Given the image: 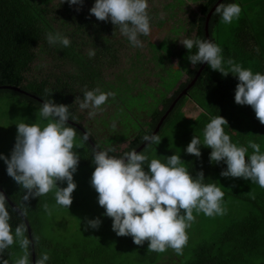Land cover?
I'll use <instances>...</instances> for the list:
<instances>
[{
    "label": "trees",
    "instance_id": "16d2710c",
    "mask_svg": "<svg viewBox=\"0 0 264 264\" xmlns=\"http://www.w3.org/2000/svg\"><path fill=\"white\" fill-rule=\"evenodd\" d=\"M217 1L194 0L196 9H191L184 0L166 2L173 3L176 11L186 14L174 20L169 37L164 39V44L170 50L181 49L179 62L185 66L182 70L167 63L156 43L146 41L150 49L146 55L142 50L144 44L142 47L130 45L117 26L110 21L98 20L89 13L93 0H84L79 11L75 6H70L67 0H0V85H13L43 100L52 98L56 103L69 104L72 116L68 119L78 123L83 130L68 123L76 128L87 145L86 148L74 149L79 155L78 165L82 167L91 170L95 167L92 162L94 147L85 138V133L98 149L106 148L103 139H99L95 132L93 117L104 116L109 127L107 132L103 125L107 132L104 134L114 136L108 139L107 145L118 150L119 143L128 142L121 150L110 153L117 156L138 148L144 142L143 136L155 131L163 118L155 132L161 136L160 142L157 145L145 144L139 151L146 152L149 158L161 160H166L167 155L172 153L179 154L193 175L203 170L205 183L219 184L220 171L226 165L223 161L210 163L211 149L203 144L200 146V157L186 153L184 148L192 136L202 138L206 123L219 114L226 118L228 126H225V131L234 143L247 147L248 141L254 140L264 150V124L256 118L251 106L234 101L237 78L231 73L222 75L206 63L188 91L180 95L202 65L199 63L193 67L187 59L189 50L180 40L185 37L207 39L205 18ZM222 2L231 0H221L219 3ZM179 3H182V9H179ZM254 6L250 12L244 10L238 22L223 35L219 32L221 18L214 8L208 21V35L209 40L222 47L225 61L232 60L254 72H264V0L256 2ZM160 9L150 5L149 13L153 10L159 12ZM164 21L163 18L159 19V25ZM56 31L70 38V46L49 45L46 34ZM173 33L185 35L176 40L177 36ZM90 49L95 50L92 57L88 55ZM118 56L123 60L120 59V67L116 69L112 65L118 63ZM150 67L157 72L156 84L144 79L154 74ZM225 67L228 65L225 64ZM45 89L51 91V97ZM91 89L114 91L116 96L109 97L102 110H96L97 115L85 119L79 105L83 93ZM5 91L28 104L42 106V102L30 95L11 88H0V93ZM118 99L120 103L116 102ZM188 100H193L200 108V113L194 118L182 112ZM120 118L127 121L125 130H121L123 124H120ZM84 119L88 122L83 123ZM134 124L137 125L136 129L133 128ZM90 126L94 127L93 131L88 128ZM99 126L103 130V126ZM150 148H153L152 152ZM156 150L158 153L155 156ZM251 151L249 147V153ZM253 183V188L234 194L248 203L246 211L228 219L215 238L197 245L181 264H264V188ZM24 191L7 174L6 167L0 165V192L4 194L12 212L13 228L20 222L26 225L24 215L31 230L29 236L26 225V234L29 238H39L30 248L31 261L33 251L34 261L47 252V264H68L69 257L70 264H180L178 260L164 257L165 252L148 250L147 241L143 245H136L131 236L115 233L105 237L101 229L89 237L90 231V234L93 231L87 228L88 237L81 231L71 244L46 237L38 229L42 200L30 196L23 201ZM21 253L19 244L14 243L5 250L3 259L8 264H15Z\"/></svg>",
    "mask_w": 264,
    "mask_h": 264
},
{
    "label": "clouds",
    "instance_id": "9594fccd",
    "mask_svg": "<svg viewBox=\"0 0 264 264\" xmlns=\"http://www.w3.org/2000/svg\"><path fill=\"white\" fill-rule=\"evenodd\" d=\"M67 3L79 11L84 0H67ZM241 11L236 0L215 6V12L225 24L238 19ZM89 13L117 26L134 47H142L140 37L149 36L152 30L149 0H93ZM46 39L49 45L68 47L71 44L70 38L59 31L47 33ZM180 43L189 50L187 59L193 67L206 63L222 75L233 74L237 78L234 101L251 106L256 118L264 124V72H254L232 60L225 61L222 47L209 39L185 37ZM88 55L94 56L95 50L90 49ZM45 92L50 96V90L45 89ZM115 96L114 91L87 90L79 106L91 109L88 113L91 117L96 110H102L109 97ZM39 114L41 122L16 124L10 156L0 153V159L6 164L7 174L25 190L23 201L51 192L57 204L68 208L76 188L73 174L79 162V155L74 150L78 146L77 131L68 123L72 116L69 104L47 99L42 102ZM225 126H228L225 117L213 116L206 123L202 138L193 135L184 151L198 158L200 146H208L210 163L223 161L226 165L220 176L249 179L264 188V150L261 145L254 140H249L247 147L234 143ZM142 139L147 144L157 145L161 136L152 132ZM114 151L112 147L92 151L95 167L90 183L98 194L97 201L104 209L103 214L111 218V227L117 235L131 236L136 245L147 241L150 251L165 252L171 248L182 254L188 242L186 229L196 218L194 210L206 216L224 213L222 185L205 183L203 170L193 175L179 154L172 153L166 160H161L149 158L146 152L135 148L118 156L110 154ZM58 181L66 182L65 186L60 187ZM18 211L23 212L22 209ZM11 220L12 212L0 192V264H8L3 253L14 243L22 250L15 264H33L30 248L39 238L30 239L26 225L20 222L13 228ZM100 223L99 217L87 220V226L92 228ZM48 260V253L43 252L34 264H47Z\"/></svg>",
    "mask_w": 264,
    "mask_h": 264
},
{
    "label": "rangeland",
    "instance_id": "374dc122",
    "mask_svg": "<svg viewBox=\"0 0 264 264\" xmlns=\"http://www.w3.org/2000/svg\"><path fill=\"white\" fill-rule=\"evenodd\" d=\"M167 1L170 0H149V6L151 5L155 8L158 6L161 9L159 12L158 10H153L150 13L152 30L149 36L141 37L144 44L142 50L146 55H148L150 49L146 45V41L154 42L160 47L161 50L159 51L164 55L167 63H172L174 66L180 67L182 70H184L185 66L179 62V53L181 49L178 48L176 50H170L169 46L164 44V39L169 37V29L172 26L174 20L182 18L186 16V14L176 11L175 9H177V7L175 5L173 6V3H166ZM193 1L194 0H184L185 3L189 4L191 9H196L195 3ZM259 1L260 0H239L238 3L241 5L242 9L240 16L243 15L244 10L250 12L252 9H254L255 3ZM164 3L166 4L163 7ZM180 5H182V3H179V9H182L180 8ZM170 14L175 16H170ZM162 18L165 21L159 25V19ZM237 22L238 19H235L233 22L225 24L222 20H220V34L229 31V29ZM174 35L177 36L176 40H178L184 37L185 33L180 36L176 34ZM117 58L118 63L112 65L116 69L120 67L121 60H123V58L119 56ZM151 72H154L153 68ZM184 77L185 76H183V78ZM144 79H146V81L150 84H156L158 79L157 72L155 71L154 74L147 75ZM116 102L120 103L119 99L116 100ZM81 111L83 112L85 119L90 117L88 113L91 111V109L81 108ZM182 112L186 114V116L194 118L200 113V108L193 100H188L182 107ZM39 113L40 107L34 104H28L20 97L16 95H10V93L7 91L0 93V153H3L5 156H10L17 133L16 124L20 122H41ZM101 115L98 117H93L92 119L95 124H98V126L94 124L95 132L98 134L99 139H103L105 142V147H110V145H107L108 139L113 138L114 136H111L110 134H104L109 132V127L108 124L106 125V122L103 118L104 116ZM85 119L83 120V123L88 122L85 121ZM119 122L121 125L123 124V127L122 129H118L125 130L124 125L127 123V121L124 118H120ZM100 124L102 126L105 124V130L107 132H105L104 126L102 130L101 126H99ZM94 127L90 126L88 128L92 129L93 131ZM133 128L136 129L137 125L134 124ZM113 132L117 133L116 130H113ZM118 134L120 135V132ZM76 140L78 142L77 147H87L78 132ZM127 143V141L119 143L118 150H121L123 147H125ZM118 150L115 149V151ZM152 151L153 148H150V152ZM157 153L158 150L155 151V156ZM150 156L153 155L150 153ZM0 165L6 167L3 159H0ZM92 171L93 170L89 169L88 167L77 165V169L73 174V179L76 182V188L71 194L72 202L68 208L57 204L55 196L51 192L40 197L42 200L40 211L41 222L38 225V229L44 236L53 240L71 244L72 241L77 240V237L81 234V231H84V234H86L88 237L89 232L87 228H90L93 231V234H90V231L89 237H93L94 233L98 231V229H101V231L103 230L102 234L105 237H110V235L115 234V231L111 227V218L103 214L104 209L98 204L97 201L98 194L90 183ZM57 183L60 187H63L65 186L66 182L58 181ZM219 184L222 185L223 191L225 193L223 197V207L225 209L224 213L222 215L206 216L202 212L196 213L194 210L193 214L196 218L191 223V226L186 229L188 233V242L184 246L182 254H177L173 249L169 248L165 251V254H163L164 257L171 258L173 261L178 260V262L181 264V261L186 259L197 245L208 242L215 238L217 232L220 231L229 221L228 219L234 218L235 216H240L243 211H246L248 203L242 199H239V197L234 196V194H239V191L241 190L245 192L250 188H253L254 183L245 178L220 176ZM96 217L100 218V225L96 228L87 226V220ZM68 264H70V257Z\"/></svg>",
    "mask_w": 264,
    "mask_h": 264
},
{
    "label": "water",
    "instance_id": "95a60500",
    "mask_svg": "<svg viewBox=\"0 0 264 264\" xmlns=\"http://www.w3.org/2000/svg\"><path fill=\"white\" fill-rule=\"evenodd\" d=\"M220 1H221V0H218V1L212 6V8L209 10V12H208L207 15H206L204 29H205V36H206L207 39H209V35H208V21H209L210 15H211L212 11L214 10L215 6H216ZM204 65H205V63H202V65H201L200 68L198 69V71H197L195 77L193 78V80H192V81H191V82H190V83H189L184 89H182L180 95L183 94V93H186V92L188 91L189 87L194 83L195 79L197 78V76L199 75V73L201 72V70L203 69ZM0 88H11V89H15V90H17V91H19V92L25 93V94H27V95H30V96L36 98V99L39 100L40 102H43V101H44V100L41 99L40 97H38V96H36V95H34V94H31L30 92H28V91H26V90H23V89H20L19 87H16V86H13V85H0ZM172 106H173V104L169 107V109H171ZM162 119H163V118H162ZM162 119L159 121L158 125L156 126L155 131H153L154 133L158 130L159 125H160ZM68 121H69L70 123H72L73 125H75L76 127L82 129V128L80 127V125H78V123H76L75 121L70 120V119H68ZM82 130H83V129H82ZM85 136H86V138L91 142V144L93 145L94 149H98V148L94 145L93 141L90 139V137H89V135H88L87 133H85ZM145 144H147V143L143 142V143H142L140 146H138V148H136L135 150H136V151H139L140 148H142ZM23 218H24V220H25V222H26V225H27V227H28V234H29V236H31V233H30L31 230H30V227H29L28 221L26 220V218H25L24 215H23ZM30 239H31V237H30ZM32 261H33V264H34L35 261H34V253H33V251H32Z\"/></svg>",
    "mask_w": 264,
    "mask_h": 264
}]
</instances>
